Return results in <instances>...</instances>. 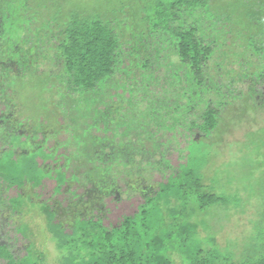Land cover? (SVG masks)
I'll use <instances>...</instances> for the list:
<instances>
[{
    "label": "trees",
    "instance_id": "16d2710c",
    "mask_svg": "<svg viewBox=\"0 0 264 264\" xmlns=\"http://www.w3.org/2000/svg\"><path fill=\"white\" fill-rule=\"evenodd\" d=\"M2 1V211H23L22 187L35 189L53 180L52 196L69 192L64 201L45 199L38 206L44 228L61 251L59 264H175L173 254L180 264H264V197L246 247L236 257L233 249L221 248L212 233L202 235L199 230L210 227L211 208L228 205L232 198L205 183L203 161L192 159L188 151L190 144L219 127L233 101L264 107V25L258 27L253 45L254 32L233 33L236 25L245 24L238 21L242 10H233V15L205 27L204 17L212 11L209 0H148L142 7L146 15L137 17L143 26L134 51L133 33L127 40L123 18L72 8L61 19H53L46 5L37 7L35 30L31 36L23 33L15 48L9 40L2 41ZM229 12L214 11L215 16ZM243 35L252 38L246 41L252 53L244 52L249 51ZM259 35L263 40L258 43ZM34 82L42 98L38 105L45 108L42 115L57 109L54 117H38L36 123L19 111L25 87L36 86ZM52 96L56 102L50 107ZM57 113L64 119L62 124ZM42 129L46 136L32 148L27 146L28 135L37 139L36 132ZM62 130L71 133L73 148L81 146L74 159L58 160L57 150L65 143L56 137ZM178 135L184 138L185 154L174 167L168 147L172 141L180 145ZM50 140L52 144L47 145ZM140 162L146 172L161 177L160 181L149 174L140 177L149 180L144 193L129 185L130 173ZM79 178L83 182L78 185ZM92 183L106 186L99 207L71 216L70 207L84 198ZM11 190L13 195L7 193ZM135 196L141 200L132 212L120 210L117 220H110L107 200L125 203ZM13 227L29 241L26 225ZM22 251L18 254L6 242L0 243L2 264H47L33 243L28 242Z\"/></svg>",
    "mask_w": 264,
    "mask_h": 264
},
{
    "label": "rangeland",
    "instance_id": "374dc122",
    "mask_svg": "<svg viewBox=\"0 0 264 264\" xmlns=\"http://www.w3.org/2000/svg\"><path fill=\"white\" fill-rule=\"evenodd\" d=\"M49 1H52L53 4L49 5ZM209 1L210 8L212 5V11L209 10L211 14L204 17V22L202 24L205 27L206 25L209 26L207 24L209 22L216 24L217 19L220 18V20H222L224 16L233 15V10L238 12L242 10L244 14L242 15V12L240 13L241 19L238 18V21L240 22V20H242L245 24L241 27L236 25L233 33L236 34L241 32L242 34L247 33L250 35L254 32V36L251 35L253 36V40L250 36L247 35V37H245V35H243V39L245 40L244 44L247 45V50L249 51L246 52L244 50V52L252 53V48H249L246 41L251 39L253 44V42H255V35L258 27L264 25V11H262V8H264V0ZM147 3L148 0H29L27 4L25 0H3L1 4H3L2 15L4 16L3 20L5 26L2 32V41L5 42L9 40L12 46L16 48V46H18L17 41L21 40L23 33L28 34L27 36H31V30L32 32L35 30L37 7L48 5L51 9V17L53 19L56 17L61 19L60 16H66L68 10L72 8L80 9L88 14H97L101 12L111 19L123 18L122 25L125 26L127 31L125 37L127 40H130L131 34L129 33H133L132 41L135 51V47L139 43V28L143 26L142 19L137 17L146 15L142 7ZM138 7L140 8L138 9ZM217 9H220L222 12H224V10H229L230 12L215 16L214 11H217ZM135 13L136 15H134ZM235 23L236 18L233 16V24ZM216 29L217 26L214 25L213 32ZM209 34L211 35V31H209ZM262 40V36L259 35L258 43ZM231 41L232 39L230 36L228 43ZM234 42L236 43L237 41L235 40ZM129 45L127 44V46ZM235 48L237 47L235 46ZM239 49L242 50L243 47L238 48V50ZM251 59L256 60L257 58L252 57ZM34 83V85L37 84V82ZM38 86L39 85L25 87L26 95L20 99L22 101H20L21 107H19V111L22 112L23 116L30 117V119H32L31 122L34 123L39 122L37 119L38 117L43 118V116L46 117L47 115H49V117H54L55 115H53V113L57 111V109H55L54 112L50 110V112L42 115L41 112H43L45 108L38 105L39 102H42L41 93L39 94V90L37 89ZM55 102L56 97L52 96L49 98L48 104L50 105L48 106L52 107ZM222 118L223 120L219 123V127L211 134L209 133L201 137L198 142L190 144L188 151L192 159L198 158L201 162L203 161L202 176L204 177L205 183L207 182V185L212 187L216 193L225 194L232 198V202L228 205L211 208L214 213L212 217L208 219L210 227L206 228V230L199 228V230L202 235H209L212 233L215 241L221 248L233 249L235 256L238 257L243 251V248L246 247L245 242L247 237L254 227L253 224L258 219L259 212L263 205L261 199L264 197V107L254 108L252 104L243 105L240 99L235 103L233 101V103L226 107ZM57 119H59L58 121L61 124L64 122L62 115L58 116V113ZM54 123L55 125L57 124L56 121H54ZM29 126L31 129L34 127L32 124H29ZM38 131L39 132H36L37 139L31 140L32 135H28V139H26L27 143H25L27 146L32 148V145L36 144L38 139L46 136V130L42 129ZM49 133H52V131L50 130ZM99 134H103L102 130L99 131ZM176 137L180 145L172 141L168 147V158L171 165L174 167H176L180 161H183V156L185 154V152L182 151L184 138L179 135ZM56 138L65 143L63 147L57 150L58 154H60L58 157L59 161H63V156L73 157L71 159L78 156L76 152L80 150L81 146L78 145L73 148L76 146V143L69 131L62 130ZM164 142L165 145H167L165 139ZM51 144V140L47 142V145ZM70 149L75 150L74 153L70 154ZM23 151V149L16 150V155ZM142 163L140 162L138 167L132 169L133 171L130 173L129 177V185L133 191L144 193L142 191L146 190L145 181L149 180H143L142 178H147L150 175V179L160 181L161 177H159L158 174H154L153 176V174H149L148 171L146 172ZM13 173L16 174V171L13 170ZM82 182L83 179L79 178L77 184L79 185ZM53 185L54 181L49 180L46 181L43 186L35 189L28 186L22 187L19 191L25 197L26 202L24 205L22 204L23 211L19 214H10L9 211H2L0 206V243L6 242L11 247L12 251H17L18 254H22L24 246H26L28 242H31L36 248L43 252L47 264H59L61 251L57 249L55 240L51 237V234L44 228V216L39 212V203L45 199H48L47 201L51 203L52 199L55 198L64 201L70 196V193L67 191L64 195L52 196L51 191ZM105 187L106 186L103 187L100 183H92V185L86 187V192L83 193L84 198L79 197L72 204L73 206L70 207L69 214L72 216L77 212L92 213V210L96 209L95 207H99L102 192L106 189ZM7 193L13 195L14 191L11 190ZM140 200L138 196H135L125 203L124 201H120L114 204L112 199L107 200L111 208V214L109 215L110 220L112 219V221L115 222L119 217L120 210H125L128 213L132 212ZM233 200H236V202H233ZM21 224L26 225V233L29 241L23 239L14 230V225L18 226ZM172 257H174L175 264H180L179 257H177L176 254H173ZM2 263L3 261L0 259V264Z\"/></svg>",
    "mask_w": 264,
    "mask_h": 264
}]
</instances>
